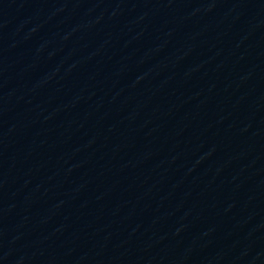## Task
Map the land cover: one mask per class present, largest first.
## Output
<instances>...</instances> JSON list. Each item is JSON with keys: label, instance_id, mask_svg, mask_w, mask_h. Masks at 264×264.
<instances>
[{"label": "water", "instance_id": "obj_1", "mask_svg": "<svg viewBox=\"0 0 264 264\" xmlns=\"http://www.w3.org/2000/svg\"><path fill=\"white\" fill-rule=\"evenodd\" d=\"M0 264H264V0H218L33 171Z\"/></svg>", "mask_w": 264, "mask_h": 264}]
</instances>
